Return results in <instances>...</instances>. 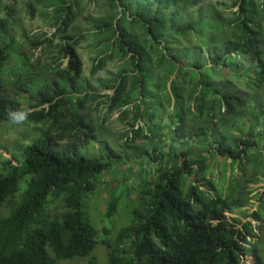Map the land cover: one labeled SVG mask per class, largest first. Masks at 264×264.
<instances>
[{
	"label": "trees",
	"instance_id": "obj_1",
	"mask_svg": "<svg viewBox=\"0 0 264 264\" xmlns=\"http://www.w3.org/2000/svg\"><path fill=\"white\" fill-rule=\"evenodd\" d=\"M106 2L85 32L82 0H0V127L21 108L42 125L18 155L0 141V264L87 257L83 202L109 170L141 193L129 221L107 203L124 227L103 264H264V0ZM102 131L117 145L88 157Z\"/></svg>",
	"mask_w": 264,
	"mask_h": 264
},
{
	"label": "rangeland",
	"instance_id": "obj_2",
	"mask_svg": "<svg viewBox=\"0 0 264 264\" xmlns=\"http://www.w3.org/2000/svg\"><path fill=\"white\" fill-rule=\"evenodd\" d=\"M227 1L230 2V0ZM82 2V14L75 21V25H78V27L83 29L85 32L94 30L93 20L102 17L108 11L110 12L107 2L106 0H82ZM31 26L36 30L40 28L41 31H46L48 36H50L49 33L53 31L52 28L47 26L44 27L38 18L33 21ZM77 45L78 51L83 56L84 60V74L89 75L91 61L95 57L96 52L94 49H92V51L89 53L87 45L93 46V40L89 37L86 40L79 41ZM36 52L40 53V50L38 49ZM116 66V63L108 64L103 71H100L91 77V82L94 85H98L100 78L106 79L109 73L116 72ZM77 81L81 85L84 83L83 79L81 78L77 79ZM37 83L38 80L29 87V90L35 89L38 86ZM68 83L70 84V82ZM100 91L106 93L111 92L110 90L103 89H100ZM6 123V125L0 127V141L2 147L7 149V151L3 150L2 153L0 152L4 158L11 157L12 153L18 155L20 146H24L33 138L42 134V130L40 129L42 126L41 124L34 126L28 121H26L23 125H16L10 121ZM109 136L110 135L104 131H102L100 134H97L96 139L92 140L86 146V155L88 157H105L108 154L109 149H112V147L117 145L116 137H111L109 140H107ZM108 141H110V143ZM107 143L109 145H107ZM122 148L124 150L126 146ZM129 163L130 162L127 161L122 164L125 166L124 170H122L123 173L129 172ZM135 164L137 165V163ZM127 184L128 182L124 183L117 179L116 170H109L106 174L100 175L97 188L93 191V193L88 194L86 199H84L82 207V218L87 219L91 225L98 230V243L95 245L93 251L84 259L79 260L78 258H75L71 260H56V264H81L85 263L91 256L95 257L100 264L106 262V252L108 251V248L106 247V244L102 243L101 241L109 237L111 240L109 241L113 243V241L119 237V233L122 228L121 226L124 227L123 224H116L115 212L112 213L111 217L103 216V213L106 211L105 209L107 203L113 197H118L119 207L126 209V212H122L120 217H124L127 214L128 221L132 218L134 209L138 208V194L141 193L139 191V186L138 184L133 183L129 185L127 189L125 188ZM120 217L117 218V221H119L118 219H120ZM124 223H126V219Z\"/></svg>",
	"mask_w": 264,
	"mask_h": 264
},
{
	"label": "clouds",
	"instance_id": "obj_3",
	"mask_svg": "<svg viewBox=\"0 0 264 264\" xmlns=\"http://www.w3.org/2000/svg\"><path fill=\"white\" fill-rule=\"evenodd\" d=\"M29 115L30 111L23 108L7 112L9 121L16 125H23L28 120Z\"/></svg>",
	"mask_w": 264,
	"mask_h": 264
}]
</instances>
